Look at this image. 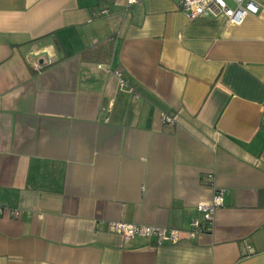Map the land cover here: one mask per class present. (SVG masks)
Segmentation results:
<instances>
[{"label":"crops","instance_id":"obj_1","mask_svg":"<svg viewBox=\"0 0 264 264\" xmlns=\"http://www.w3.org/2000/svg\"><path fill=\"white\" fill-rule=\"evenodd\" d=\"M177 1L0 0V264H264V1Z\"/></svg>","mask_w":264,"mask_h":264},{"label":"built area","instance_id":"obj_2","mask_svg":"<svg viewBox=\"0 0 264 264\" xmlns=\"http://www.w3.org/2000/svg\"><path fill=\"white\" fill-rule=\"evenodd\" d=\"M141 1L142 0H127V5L131 6ZM230 1L233 6H231L227 0H178L177 6L189 19H195L201 15L216 16L218 14H223L229 22L233 24H241L248 15L259 12L261 6L260 2L264 0ZM105 12L106 10L100 11V13ZM34 67L39 69L40 65L37 63L34 64ZM114 74L118 78L119 84L123 86L125 81L121 78V74L118 71H114ZM166 119L170 120V118L167 117ZM221 204V192L215 193L211 202L197 204L196 210L200 213V216L199 218H193L190 220L189 225L191 226V234L196 232H209L211 230L214 213ZM3 210V206H0V212ZM9 211L14 217L20 215L18 210L11 209ZM110 229L122 233L126 237H132L135 235L153 237L156 244H161L165 240L175 242L181 236L178 230L125 223H112Z\"/></svg>","mask_w":264,"mask_h":264},{"label":"rangeland","instance_id":"obj_3","mask_svg":"<svg viewBox=\"0 0 264 264\" xmlns=\"http://www.w3.org/2000/svg\"><path fill=\"white\" fill-rule=\"evenodd\" d=\"M227 2H228L231 6H233V4H232V2H231L230 0H227Z\"/></svg>","mask_w":264,"mask_h":264},{"label":"trees","instance_id":"obj_4","mask_svg":"<svg viewBox=\"0 0 264 264\" xmlns=\"http://www.w3.org/2000/svg\"><path fill=\"white\" fill-rule=\"evenodd\" d=\"M97 49H95V51H96Z\"/></svg>","mask_w":264,"mask_h":264}]
</instances>
